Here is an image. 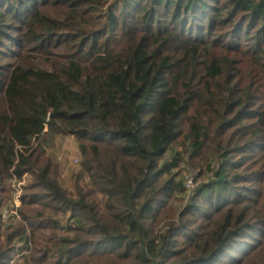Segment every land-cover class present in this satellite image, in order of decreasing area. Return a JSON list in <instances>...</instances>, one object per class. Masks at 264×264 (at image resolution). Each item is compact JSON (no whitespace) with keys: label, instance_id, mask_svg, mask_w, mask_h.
<instances>
[{"label":"trees","instance_id":"1","mask_svg":"<svg viewBox=\"0 0 264 264\" xmlns=\"http://www.w3.org/2000/svg\"><path fill=\"white\" fill-rule=\"evenodd\" d=\"M0 46V264H264V0H0Z\"/></svg>","mask_w":264,"mask_h":264},{"label":"rangeland","instance_id":"2","mask_svg":"<svg viewBox=\"0 0 264 264\" xmlns=\"http://www.w3.org/2000/svg\"><path fill=\"white\" fill-rule=\"evenodd\" d=\"M13 48L14 47H12L11 50H13ZM8 49L0 46V51L2 50L4 52H9L10 49ZM9 61L12 60L4 59L0 55V67H5L8 65ZM42 142L48 155H50L54 159L55 163H57L59 166L60 183L63 185V187L70 189L73 184V178L76 174H78L81 167L82 158L79 150L78 140L73 136L45 134ZM189 166L188 167L193 170L191 174L194 175V181L193 186L187 190V195L195 190L196 186L201 182V180L207 178V175L201 176L199 168H193L191 165ZM185 168L182 172L184 179H186V175L190 174L188 171L189 168ZM32 181L33 178L29 174L24 175L21 180H9L7 182L6 192L0 194L2 197H5V203L2 207V211L4 216L7 218V224L8 222L13 221V216L16 215L17 209H20L23 196L29 195V193H31V190H28V187ZM35 207L39 208L38 206Z\"/></svg>","mask_w":264,"mask_h":264},{"label":"built area","instance_id":"3","mask_svg":"<svg viewBox=\"0 0 264 264\" xmlns=\"http://www.w3.org/2000/svg\"><path fill=\"white\" fill-rule=\"evenodd\" d=\"M188 171H189L190 174L189 175H186V179H185V185H186L187 190L193 186V181H194V179H193V176L194 175L191 174V172L193 170L189 169Z\"/></svg>","mask_w":264,"mask_h":264}]
</instances>
